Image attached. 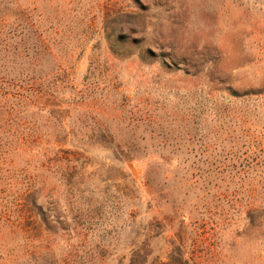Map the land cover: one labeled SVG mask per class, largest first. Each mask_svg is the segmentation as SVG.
<instances>
[{"label":"rangeland","instance_id":"1","mask_svg":"<svg viewBox=\"0 0 264 264\" xmlns=\"http://www.w3.org/2000/svg\"><path fill=\"white\" fill-rule=\"evenodd\" d=\"M140 3L0 0V264H264V0Z\"/></svg>","mask_w":264,"mask_h":264},{"label":"trees","instance_id":"2","mask_svg":"<svg viewBox=\"0 0 264 264\" xmlns=\"http://www.w3.org/2000/svg\"><path fill=\"white\" fill-rule=\"evenodd\" d=\"M4 1V0H2ZM13 2V5L16 9V13L19 11L20 13L23 14L24 17L28 16L25 13H27V10H23L21 11V6L18 4V0H11ZM136 2V4L141 5L140 0H134ZM27 18V17H26ZM37 24L36 23H32V21L30 20V17H28L26 19V24L23 27L26 30H35L36 29ZM42 39V38H41ZM133 182V181H132ZM135 183V181H134ZM83 185V184H82ZM71 195H77V193H81L80 191L76 190L74 187H71ZM83 192V190H82ZM36 189L33 192L27 193V195L25 196V201L27 202V204L30 206L31 211H33L34 213H36L41 221V225L45 228V231H47L48 233H52V235L56 236L58 235L57 231H54V227L52 226V222H56L55 219H53V221H50V219L52 218L50 215H48L49 213V208L51 206L48 205L47 203V199L48 196H44L43 195V191H41V195L40 198L36 195ZM127 200H133L132 197H129L127 195ZM54 203H52L53 205ZM115 206L118 207H114L113 208V218L115 219L116 217L123 216V213L121 211H119V203H115ZM54 207H56V205L54 204ZM53 208V207H51ZM135 208V207H134ZM130 210V211H126L125 216L127 217L128 221L131 220V228L132 230L136 231L134 238L130 241L128 248L126 249V253L124 256H129V264H146L147 263V259L149 258V256L152 253V248H151V242L154 238L162 235L165 230H163L162 232L157 231L156 232V228L157 226H155L154 223H150L147 225V227H145L144 229L141 228V226H137V224L135 225L136 219H138V214L139 212L134 209ZM52 214V213H51ZM56 218V217H54ZM184 218V217H183ZM134 222V223H133ZM133 224V225H132ZM110 227L113 226L114 230H111L109 233L114 232L117 233V224L113 223V225H109ZM174 244V243H173ZM184 246L182 244L179 245H172L171 247V251L169 253V262L167 264H178V259H176L175 257L178 255L180 256L182 253ZM124 259V258H122Z\"/></svg>","mask_w":264,"mask_h":264}]
</instances>
